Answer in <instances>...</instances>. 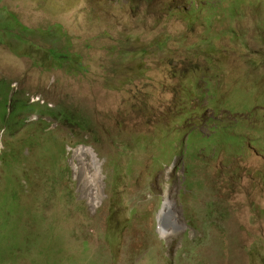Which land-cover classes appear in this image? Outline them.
<instances>
[{
    "label": "rangeland",
    "instance_id": "1",
    "mask_svg": "<svg viewBox=\"0 0 264 264\" xmlns=\"http://www.w3.org/2000/svg\"><path fill=\"white\" fill-rule=\"evenodd\" d=\"M0 79L83 121L0 128V264H264V0H0Z\"/></svg>",
    "mask_w": 264,
    "mask_h": 264
},
{
    "label": "trees",
    "instance_id": "2",
    "mask_svg": "<svg viewBox=\"0 0 264 264\" xmlns=\"http://www.w3.org/2000/svg\"><path fill=\"white\" fill-rule=\"evenodd\" d=\"M12 17L16 19L14 14H12ZM10 25L7 24L6 27L9 28L11 27ZM24 28H26L28 32L30 31V29L27 27ZM48 53L54 61L60 63L68 61L71 57L67 52L61 51L55 47L49 48ZM13 89L14 88L11 86L10 82L0 79V128L5 132H12L14 129H16L15 126L20 125V123L24 124L23 122L25 121V118L22 120L19 118V116L24 114L26 117L30 115V113L34 112V109L38 110L40 113L42 110H44L55 120L65 121L72 123L73 125H80L83 122L80 116L78 117L72 110L66 109L61 104H57L54 108H49L47 104H33L29 103L28 100H20L17 95H13L11 97V92L13 93Z\"/></svg>",
    "mask_w": 264,
    "mask_h": 264
},
{
    "label": "bare ground",
    "instance_id": "3",
    "mask_svg": "<svg viewBox=\"0 0 264 264\" xmlns=\"http://www.w3.org/2000/svg\"><path fill=\"white\" fill-rule=\"evenodd\" d=\"M179 215L177 214L174 204L169 197L165 196L164 204L161 212L159 213V230L165 234L170 232L176 227H182L179 225Z\"/></svg>",
    "mask_w": 264,
    "mask_h": 264
}]
</instances>
